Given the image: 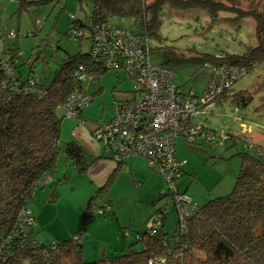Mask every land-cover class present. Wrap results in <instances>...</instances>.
<instances>
[{"label":"trees","instance_id":"obj_1","mask_svg":"<svg viewBox=\"0 0 264 264\" xmlns=\"http://www.w3.org/2000/svg\"><path fill=\"white\" fill-rule=\"evenodd\" d=\"M16 1L19 7L26 8L34 2L45 5L59 0ZM83 2L91 3V12L85 22L71 15V28L65 36L74 31V37L80 43L88 41L90 48L96 28H127L147 43L151 38L159 39L156 27L166 7L180 11L199 9L214 21L236 23L252 18L256 43L242 55L203 54L194 59L198 64L208 70L213 65L243 69L245 75L264 61V10L259 9V0H77L78 6ZM8 37H15L14 32H9ZM22 58L16 43L0 50V264H264V147L255 143L254 156L245 154L249 150L244 149L245 152L237 153L242 161L230 193L203 204L194 201L197 209L185 215L183 228L173 206L177 222L171 234L162 230L165 215L159 208L160 224L138 233L128 251L119 255L106 256L103 252L100 259H85L83 226L75 236H56L47 244L40 241L31 208L38 188L48 187L49 201L53 202L58 185L86 174L99 159H115L102 145L106 154L93 160H86L76 140H70L63 150L58 146L63 120L81 118L84 110L71 106L70 97L77 92L86 93L85 76L97 78L109 70L98 64L90 49L62 60L51 80L45 81L36 76L32 67L23 77L18 70ZM174 62L178 60L169 59V63ZM226 92L222 94L225 98ZM193 95L197 96L194 92ZM89 96L90 104L92 95ZM250 100L247 91L233 95V102L242 107ZM196 143L189 145L206 152L207 143ZM60 154L73 173L57 174ZM124 161H116L105 183L88 199L82 214L84 224L94 214L116 219L114 204L104 194ZM166 195L170 197L167 192ZM155 203L152 201L151 205ZM136 243L139 245L133 248Z\"/></svg>","mask_w":264,"mask_h":264},{"label":"rangeland","instance_id":"obj_2","mask_svg":"<svg viewBox=\"0 0 264 264\" xmlns=\"http://www.w3.org/2000/svg\"><path fill=\"white\" fill-rule=\"evenodd\" d=\"M258 5L264 10V0H259ZM90 12L91 3L83 2L78 6L77 0H59L45 5L34 2L26 8L19 7L16 0H0V50L16 43L23 53L19 73L26 77L32 67L36 76L50 81L62 60L90 50L89 42L80 43L74 37V31L70 32L71 36H65L71 28V15L85 22ZM11 31L15 35L13 38L8 37ZM156 31L159 39L147 41L150 62L169 66L174 71L173 85L183 93L194 92L198 96L203 95L207 86L209 70L198 64L195 58L203 54L216 56L221 52L242 55L256 43L252 18L236 23L224 19L214 21L207 12L199 9L180 11L166 7L159 17ZM173 57L178 62L169 63ZM83 86L86 94L92 95V102L84 107L82 116L83 124L87 126L109 119L113 99L125 97L124 92L131 90L130 80L122 71H107L97 78L87 75ZM245 91L251 100L242 107L233 102V95ZM226 94V98L220 96L206 106L194 120L219 134L227 133L230 141L222 145L207 144L203 153L196 151L183 137L176 140V159L187 161L177 182L178 190L192 197L197 204L231 192L242 161L237 153L245 152L244 142L237 137L242 124L250 128L246 139L264 147V61L235 81ZM69 141H60L59 148L63 150ZM196 142L200 144L199 139ZM81 149L89 160L87 148L81 145ZM246 153L254 156L255 148ZM58 163L59 176L72 172L62 154ZM167 190L164 178L152 171L145 159H126L119 165L104 194L114 204L116 219L94 214L84 224L81 214L73 207L82 201L83 190L78 187L75 195L71 196L62 189L61 196L50 202L48 187H39L34 205H31L37 220L35 230H40L38 239L47 244L56 236L69 232L75 235L83 226L85 259H99L102 249L106 256L126 253L136 235L146 231L148 222L160 217L159 208L165 215L162 230L167 234L175 230L177 213L170 197L164 196ZM152 201L156 203L151 205ZM138 245L136 243L132 247Z\"/></svg>","mask_w":264,"mask_h":264},{"label":"built area","instance_id":"obj_3","mask_svg":"<svg viewBox=\"0 0 264 264\" xmlns=\"http://www.w3.org/2000/svg\"><path fill=\"white\" fill-rule=\"evenodd\" d=\"M75 34L80 36L78 32ZM90 49L101 67L122 71L131 83V90L124 92L125 97L113 99L112 117L96 124L95 139L112 152L116 161L143 158L152 171L164 178L170 203L175 207L183 228L185 215L195 211L197 204L189 195L178 190L177 182L186 160L176 159V139L183 137L188 144L199 139L210 145L230 141L227 133L219 134L194 119L245 71L213 65L209 68L203 95L194 96L193 92L183 93L173 85L174 71L169 66L150 62L146 41L127 28H96L92 33ZM83 77L81 74L80 78ZM89 101L90 96L86 93L77 92L70 97L71 106L77 105L78 108L87 106ZM241 128L237 137L244 142L243 149L250 150L254 145L246 139L250 128L243 124ZM159 224V217L156 216L150 220L148 228Z\"/></svg>","mask_w":264,"mask_h":264},{"label":"crops","instance_id":"obj_4","mask_svg":"<svg viewBox=\"0 0 264 264\" xmlns=\"http://www.w3.org/2000/svg\"><path fill=\"white\" fill-rule=\"evenodd\" d=\"M82 116H83V112H82ZM83 121H85L83 117L65 118L61 125L60 141L67 142L69 140H76L80 144V146L84 145L87 148L86 152L90 156L89 160H93L94 158H97L98 156L102 154H106V153L103 151L101 145L94 138L93 131L95 128V124L87 126L86 124H83ZM85 158L87 160L86 156ZM115 167H116V164L114 163L113 160L106 159V158L99 159L90 167L89 171L86 173L88 175L85 176L84 174L81 177H79L78 180L74 182H68L60 186V188L57 187L56 188V194H57L56 199H58V197L61 196L62 189L66 191L67 193H71V196H74L76 193V190L79 187V189L84 191V197L78 205H73V207L77 209V211L82 216V214L85 211L88 199L95 193L97 187L102 186L105 183L108 175L114 170ZM43 194L44 193L42 192L41 195ZM35 197H34V200H35ZM56 199L54 201H56ZM36 223H37V220H36ZM69 233H67L66 235L70 236ZM71 236H75V235H71Z\"/></svg>","mask_w":264,"mask_h":264},{"label":"bare ground","instance_id":"obj_5","mask_svg":"<svg viewBox=\"0 0 264 264\" xmlns=\"http://www.w3.org/2000/svg\"><path fill=\"white\" fill-rule=\"evenodd\" d=\"M87 95H88V94H87ZM111 117H112V116H111ZM109 119H110V118H109ZM109 119H108V120H109ZM102 121H107V120H102ZM97 123H99V122H97ZM97 123H96V124H97ZM96 124H95V126H96ZM94 130H95V128H94ZM93 135H94V131H93ZM94 138H95V136H94ZM176 140H177V139H176ZM96 141H97V140H96ZM97 142H98V141H97ZM98 143H99V142H98ZM99 144H100V143H99ZM100 145H101V144H100ZM113 161H114V163L116 164V160L114 159ZM186 163H187V161H186ZM182 175H183V172H182ZM181 177H182V176H181ZM47 179H49V178H47ZM166 192H167V194H169V193H168V190H167ZM181 193H183V192H181ZM184 194H186V193L184 192ZM191 198H192V197H191ZM149 222H150V221H149ZM149 222H148V224H149ZM148 224H147V227H148Z\"/></svg>","mask_w":264,"mask_h":264},{"label":"water","instance_id":"obj_6","mask_svg":"<svg viewBox=\"0 0 264 264\" xmlns=\"http://www.w3.org/2000/svg\"><path fill=\"white\" fill-rule=\"evenodd\" d=\"M183 193H184V192H183ZM102 255H103V249H102L101 252H100L99 259L102 258Z\"/></svg>","mask_w":264,"mask_h":264}]
</instances>
